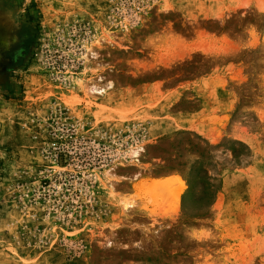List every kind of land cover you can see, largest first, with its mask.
<instances>
[{
  "label": "rangeland",
  "instance_id": "rangeland-1",
  "mask_svg": "<svg viewBox=\"0 0 264 264\" xmlns=\"http://www.w3.org/2000/svg\"><path fill=\"white\" fill-rule=\"evenodd\" d=\"M0 14L21 37L0 74V264H264V0ZM142 168L177 173L130 185Z\"/></svg>",
  "mask_w": 264,
  "mask_h": 264
},
{
  "label": "flooded vegetation",
  "instance_id": "flooded-vegetation-1",
  "mask_svg": "<svg viewBox=\"0 0 264 264\" xmlns=\"http://www.w3.org/2000/svg\"><path fill=\"white\" fill-rule=\"evenodd\" d=\"M21 57L20 32L0 14V74L14 69Z\"/></svg>",
  "mask_w": 264,
  "mask_h": 264
},
{
  "label": "crops",
  "instance_id": "crops-1",
  "mask_svg": "<svg viewBox=\"0 0 264 264\" xmlns=\"http://www.w3.org/2000/svg\"><path fill=\"white\" fill-rule=\"evenodd\" d=\"M182 92L181 87H174L168 90H165L164 92H162L163 94L167 93L168 95H170V97L175 96L177 94H180ZM202 108L194 111V112H186V113H177L174 115V120L175 122L182 124L183 127L187 128V129H192L193 125L197 124V120L201 115V112L204 111V109H206L208 112V114L213 113V111H209V106H204V104H202ZM222 114V112H221ZM139 176H137V178L134 180V182H132L130 185H136L138 184L141 180H145L148 183H150L151 181L154 180H164L168 177L174 176L177 172H169V173H164V174H159L156 175L154 174L152 171L150 173L147 174V170L145 168H142L139 172ZM115 185H120V184H115ZM214 207L217 206V200L213 203Z\"/></svg>",
  "mask_w": 264,
  "mask_h": 264
},
{
  "label": "bare ground",
  "instance_id": "bare-ground-1",
  "mask_svg": "<svg viewBox=\"0 0 264 264\" xmlns=\"http://www.w3.org/2000/svg\"><path fill=\"white\" fill-rule=\"evenodd\" d=\"M91 57L94 56L93 52H90ZM110 86V85H108ZM105 90L104 88H102L101 86H98L97 84H90L88 86H86V94L89 96H93V94H101L103 93ZM142 151V147L141 146H136L134 148H132L129 152V158H131L135 163H137V157L139 156L140 152ZM184 189V187H182V189L180 191H182ZM129 207H131V203H126L125 204V208L128 209Z\"/></svg>",
  "mask_w": 264,
  "mask_h": 264
}]
</instances>
